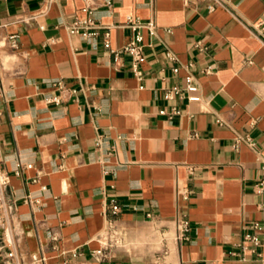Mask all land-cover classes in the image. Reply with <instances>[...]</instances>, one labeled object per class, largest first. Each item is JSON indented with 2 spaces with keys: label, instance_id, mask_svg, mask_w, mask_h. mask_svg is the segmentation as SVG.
<instances>
[{
  "label": "crops",
  "instance_id": "crops-1",
  "mask_svg": "<svg viewBox=\"0 0 264 264\" xmlns=\"http://www.w3.org/2000/svg\"><path fill=\"white\" fill-rule=\"evenodd\" d=\"M88 2L0 0V172L19 261L264 264V0H224L210 13L193 0ZM88 15L110 26L113 48L133 34L128 15L152 19L143 59L110 53L104 29L67 30ZM187 75L196 90L171 92ZM238 136L253 145L234 147ZM255 222L259 255L242 253ZM100 236L110 244L97 260Z\"/></svg>",
  "mask_w": 264,
  "mask_h": 264
},
{
  "label": "built area",
  "instance_id": "built-area-1",
  "mask_svg": "<svg viewBox=\"0 0 264 264\" xmlns=\"http://www.w3.org/2000/svg\"><path fill=\"white\" fill-rule=\"evenodd\" d=\"M193 1H199L202 2L207 12H213L217 8H221L225 6L224 0H193ZM87 5H90L88 0H86ZM84 10H87L85 8ZM87 12L90 14V11L87 10ZM123 26L130 28L133 31V34L131 38L128 40V42L124 43L122 46L118 48H113L110 44L109 39V28L110 26H102L101 24L97 23L94 18L91 15H88L83 18H75L71 23L67 25V30L70 33H80L85 38H90L96 36L99 29H104V39L103 43L104 46L109 50L110 53L117 55L118 53H127L132 57V60L134 64H138L143 59V43H142V33L141 30L143 28H146L150 34L156 33V25L152 19L143 21L138 17H135L133 15H128L126 17V20L123 24ZM257 29V28H256ZM170 29L167 28L165 31H169ZM261 31H264V27H261ZM262 37L264 38V32L261 33ZM7 40L9 41L12 48H17V34H9L7 36ZM167 56L171 60H175L176 56L173 52L167 51ZM174 71H177V68L173 69ZM212 71V68L210 66H207L204 69L205 73H210ZM140 75V71L137 72ZM193 76L187 75L185 76V84L183 88H177L173 87L171 92L178 94L182 92H192L196 90V86L192 83ZM53 85L60 90V92L65 91L66 85L62 80H57L53 83ZM188 98L190 100H196L198 99V96L195 95H189ZM62 100L60 95H57L53 98V101L56 103H59ZM100 139H97V142H99ZM241 141H246L249 145H253V141H251L249 138H242L240 136L235 138V142L233 144L234 147H238L239 143ZM31 164H26L25 167H31ZM188 170L191 172L194 170L193 166H188ZM36 178L33 179L35 181ZM9 184V176L5 172H0V264H23L19 261L17 250L14 243L13 238V231L8 215V204L5 199L4 195V188ZM43 190L46 189V186L41 187ZM257 190L259 192L264 191V179L260 180L257 184ZM182 198L184 200L188 199V191L183 190L181 192ZM27 203H33V204H39L38 199H33L29 196H26L24 199ZM110 209L114 214H116L119 211V206L115 203H113L110 206ZM178 229L179 234L177 236L178 240H188L189 239V222L186 219H181L178 223ZM260 230L261 226L258 222H255L251 226V232L245 233L240 240V242L237 244V246L241 249L242 253H245L247 251H250L254 254L259 255V247L261 245V238H260ZM55 239V237H53ZM99 241V248L92 250V253L97 260H101L104 258V249L106 246H108L110 243L109 241L104 237L100 236L98 238ZM118 240H114L113 243H117ZM232 254L239 255L237 252H232ZM242 258L244 256L241 255ZM45 261V256L42 253H36L33 252L29 255V261L26 264H43Z\"/></svg>",
  "mask_w": 264,
  "mask_h": 264
}]
</instances>
